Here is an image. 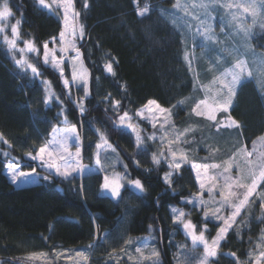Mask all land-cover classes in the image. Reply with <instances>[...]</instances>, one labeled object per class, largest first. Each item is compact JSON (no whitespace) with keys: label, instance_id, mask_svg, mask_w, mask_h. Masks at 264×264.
<instances>
[{"label":"trees","instance_id":"16d2710c","mask_svg":"<svg viewBox=\"0 0 264 264\" xmlns=\"http://www.w3.org/2000/svg\"><path fill=\"white\" fill-rule=\"evenodd\" d=\"M73 2L84 29L78 49L90 75L83 115L73 103L83 96L82 87H72L69 98L59 73L42 61L44 43L57 39L63 30L60 14L41 8L36 0H9L12 19L22 21L21 40H30L39 49L29 57L41 75L20 69L0 42V264H35L28 260L35 253L48 254L54 264V253L60 249L91 251L89 264H102V254L120 248L126 239L149 233L155 235L161 264H174L170 237L176 225L170 207L188 210L183 201L197 191L190 164L173 172L169 186L163 180L167 163H153L157 142L143 131V142L138 144L135 133L118 126L125 111L137 120L136 111L150 100L173 110L179 124L187 123L202 97L183 57V36L164 15L173 0ZM145 7L148 11L139 15ZM252 43L264 53V27L256 29ZM107 63H112L114 74L104 70ZM66 76L71 78L68 72ZM49 90L53 97L46 104ZM113 100L120 101L119 109L113 108ZM62 108L64 115H59ZM231 116L240 124L246 144L264 135V87L251 80L242 82ZM71 125L81 135L83 164L99 166L94 155L103 133L125 164L118 170L140 179L145 191L125 185L117 199L106 195L105 170L70 178L50 175L34 184L14 185L6 173L8 162L23 170L36 168L29 153L35 155L48 142L55 126ZM193 219L198 226L200 215ZM210 224L214 222L207 221ZM213 228L208 236L215 235ZM258 244H264V210L259 200L250 199L212 264H239L238 258L247 257Z\"/></svg>","mask_w":264,"mask_h":264},{"label":"rangeland","instance_id":"374dc122","mask_svg":"<svg viewBox=\"0 0 264 264\" xmlns=\"http://www.w3.org/2000/svg\"><path fill=\"white\" fill-rule=\"evenodd\" d=\"M202 2L208 4L207 9L201 8L199 6ZM252 2L253 0H173L172 3L173 5H171L169 8L164 9V15L167 16V18L171 21L172 25H174L181 32L183 36V44H184L183 57L185 59V56L187 54L188 59H185V61L194 74V77L196 79V84L197 86H199L198 88H200L202 91V97H200L201 99H205L206 95L210 96L213 93H215L216 89L219 86L212 84L213 79L219 76L221 72H223L225 69L231 68L237 59L244 60L248 66V70L251 71L252 73L251 77L245 76L242 82L251 80L255 83V85H257L258 88L261 89L264 87V53H261V51L258 50L255 47V45L252 43L254 34H256V29L258 30V28L264 27V7H261V0H255L258 13L256 17L253 18V16L251 15V9L247 13L243 11V8L249 6ZM36 3L41 8H44L42 5L39 4V0H36ZM46 3H51V0H46ZM177 3H179L181 7H177L176 6ZM228 5H231V7H228ZM73 6H74V2H73ZM44 9L49 11H57L61 16L62 25H63L62 9L56 8L55 6H53L54 10L47 8ZM233 15L237 17L236 20L232 19ZM15 21L16 20L15 19L13 20L12 17H10L7 21H0V26L5 27V31L3 33H0V42H3V44L6 45V47L7 44L4 42L3 38L5 35L11 38L10 26L11 24H14ZM201 21H203L204 23L201 24ZM76 23L80 25L78 19H76ZM238 25H243L244 28H247L248 29L247 34H245L244 31L239 30L237 27ZM207 26H211L210 34L214 37V39L212 40L205 39L204 28ZM78 40L80 39L78 38L76 41L77 48L79 43ZM22 41L23 40H21V37L19 36V40L17 41L18 48L24 47V41L23 42ZM48 46L49 49L56 48L57 57L61 56V53L59 52V48L61 46L59 36L57 37V39L55 38V40L52 39L51 41H49ZM9 52L14 62L17 59H20L21 55H23L24 58H26L29 61V63L33 64L30 61V57H29L31 53L25 51V53L21 54L19 51H13V50H9ZM41 53H42V61H43V48ZM74 55L75 53L71 51H69L65 55V61H64L65 76L67 72L70 73L71 75V65L69 58ZM80 59L82 60L84 67L87 69L82 59V55ZM47 66L54 69L50 63L47 64ZM18 67L22 70H30L29 68H27V66H24L23 68H21L20 66ZM54 70L59 73L58 69H54ZM69 79L71 81V78ZM49 83L44 85L51 86V84ZM72 87L75 86L72 85L70 87V90ZM208 88L212 90L210 93H206L205 91V89ZM235 97L233 99V104L235 101ZM141 110L144 111V115L146 117L149 116V113L145 110V106L138 111ZM169 110L171 113L169 117V124L165 125L164 130H161L160 123H157L156 128H153L149 120L141 119L139 116H137V120L131 119V123L139 125L140 134L141 132L144 131L147 137L152 136L154 132L156 133V139H150V140L157 142L155 154H159L161 152L164 153V157L161 158V161H165V163H167V160L170 159V155L168 153L169 147H172L173 150L179 149L180 152H178V154L182 153L183 155L187 156V162L185 163L190 164V167L192 169L191 173H193L197 191L193 193V195L184 199L183 201L186 203L188 200L194 201V203H187L188 210L175 206L170 207L172 220L174 215L172 212V208L181 209L186 213L185 219L191 220L192 223L196 225L197 232L204 229V226L205 224H207V221L214 222V225L211 224L210 225L214 227L213 229L216 235L218 228L222 225V221L215 220V218L212 217L211 215H209L207 220L204 219V211L209 209H205L204 205H201L198 202L200 198V189L197 183L195 170H193L192 168V164H198V165L204 163L220 164L221 169L210 170V173L220 172L223 169L225 161H228L231 158H235L236 162L239 164L240 170H238L237 167L234 165L231 171V175L233 177H236L238 175L244 176L245 178L241 182L245 184H250L251 177L248 176V169L251 167L258 174L259 171L258 165L260 163V160L264 159V157L261 156V153H264V142H262L260 139L261 137H264V135L257 137L254 141H252L250 145H248L244 142V139H242L240 127L239 128H236L235 126H233L232 128L220 127L218 129L216 126L213 125V122L208 121L204 117L196 116L192 111L189 113L190 115L188 119L189 122L179 124L178 121H176L174 118L173 110L171 109ZM223 115L224 114H220V116H218V120ZM71 126H57L56 129L62 130L66 127H71ZM76 129L80 137V146H81V135L77 127ZM165 132L167 133V135H165ZM177 133H184L183 136L180 137L179 141H176L174 139ZM61 137H62V131H53V134L50 136V139L46 144H50V142L53 141H58ZM161 137H163V141L161 140ZM169 141H172V143L169 144ZM68 145L70 151L75 153L76 150L75 136H72L68 140ZM55 146L56 145H53V147ZM239 149H246L248 152L252 153V156L247 157V159H245L244 157L237 155ZM97 151L98 150L96 149L94 155L96 163H97ZM99 160L100 163L99 164L97 163L99 166L94 167L91 165L83 164L82 153L78 161L75 158H71L69 160V163H71L73 166L79 163V165L82 166V170L80 172H73L68 177L57 175L54 169L45 170V168L41 166L40 161L32 160L37 165L35 168L36 172L29 176L18 178L16 183L17 184L20 183V185L26 186L37 183V181L39 182L40 179L45 180L44 179L45 176H47L48 179H50V175L63 177V178H70L76 175L85 176L86 174L97 172L98 170H105L106 172L105 177H108L109 181H111V179L116 174H120L122 177H125V179L121 180L123 186L127 185L128 187H132L128 183V180L131 179L130 176H128L127 173L118 170V168H121V166L125 167L124 166L125 164L123 160H121L119 155H117V152L112 145L111 148H103L99 150ZM248 161H252V164L250 165ZM59 163L61 164V170L63 171L64 170L63 162H59ZM20 170L27 171L28 173H31L32 171V169L23 170L21 167ZM9 177L11 178L10 174ZM39 177L40 179H38ZM219 183H223V181L220 180ZM132 188L135 189L134 187ZM103 190L106 193V195L108 194L112 196L109 190H106L104 188ZM135 190L138 191L137 189ZM236 191L238 193H242L245 190L236 189ZM112 198L117 199L118 197L112 196ZM202 198L206 201H209L210 208L212 209L220 206L218 203L215 202V201H219L220 199L218 189L215 192V201L209 200V194L207 193V191L203 193ZM250 199H253L255 201L259 200L261 204L264 203V182H261L258 185L256 192H254L253 196L249 198V201ZM262 208L264 210V207ZM244 209H242L241 212H243ZM230 212L231 209L228 207H225L221 210V214L224 216L229 215ZM195 214H199L201 218V222L198 226L196 223H194L193 218ZM174 224L176 225V228L173 230L172 235L170 237V242L173 243V248L175 250V254L173 258L174 264H200V259L203 256V246L202 245L194 246L192 244L190 237H187L184 234L182 225L178 223H174ZM211 226L207 225V230L205 231V236L209 241H211V239L215 237V235L208 236V231L211 230ZM222 243L223 241H221V245ZM144 244H147V246L143 247L142 253H137L135 249L138 246ZM221 245L220 248L218 249V254L222 247ZM153 249H155V251L159 253L158 257H151L150 259H145L146 257L151 256V252ZM81 251L84 252V254L87 256V260H84L82 257H78L76 255L77 252H81ZM261 251H264V244H258L256 249L250 252L247 255V257L243 259L238 258V263L255 264V256L259 255ZM92 256L93 255L91 251H87L83 249L78 251L75 249L73 250L60 249L55 251L53 257L55 258V260H57L54 264H57L58 261L61 262L59 264H89V262H91ZM49 257L50 256L48 254L35 253V254H30L28 256V260L34 262L35 264L36 263L50 264L52 262ZM99 258L102 260L101 261L103 262L102 264H153V262H155V264H161L162 262V257L158 249L155 235L153 233H149L141 237H131L129 239H126V241L120 248L111 249L107 254H102L101 257ZM216 258L217 257L211 258L210 264H212V261ZM262 264H264V262H262Z\"/></svg>","mask_w":264,"mask_h":264},{"label":"snow or ice","instance_id":"6c2138e0","mask_svg":"<svg viewBox=\"0 0 264 264\" xmlns=\"http://www.w3.org/2000/svg\"><path fill=\"white\" fill-rule=\"evenodd\" d=\"M39 4L44 8L53 9V6L56 8H60L63 11V30L60 32L59 40H60V48L59 52L61 53L60 57L56 55V48L49 49L48 42H45L43 45V62L45 65L51 64L54 69L59 70V75L62 78L63 87L67 90L69 98H71L70 87L74 85L77 88L82 87L83 96L79 98L78 101H73V103L78 108L81 115L86 111L84 101L90 95L89 90V73L87 69L84 67L82 60L80 59L81 53L77 48L76 41L77 39H82L84 36L83 26H80L76 23V19L79 16L78 12L74 11L73 0H51V3H46V0H39ZM87 7V3L84 5ZM177 7H181L179 3L176 5ZM201 8L207 9L208 4L201 3L199 5ZM231 7V5H228ZM239 7V6H237ZM261 7H264V0H261ZM251 9V15L253 18L256 17L258 13L257 5L255 0L247 6L243 8L245 13L249 12ZM54 10V9H53ZM148 11L147 7L139 10L138 14L143 16ZM13 16V12L9 6V0H0V21H7L10 17ZM233 20H236L237 17L233 15ZM21 20H16L14 24H11V38L8 36H4V42L7 44L9 50L19 51L21 54L25 53V51L29 53H38L39 49L36 45L28 40L24 41V47L18 48L17 41L19 40V25L21 24ZM204 22L201 21V24ZM239 30H242L247 34L248 29L244 28L243 25L237 26ZM5 31V27L0 26V33ZM211 26H207L204 28L205 39L212 40L214 37L210 34ZM55 40V38H54ZM74 52L75 55L70 57V65H71V81L64 75V61L65 55L69 52ZM185 59H188L186 54ZM15 63L23 68L27 66L33 73L34 77L40 76L41 73L38 71V68L33 64L29 63V61L21 55L20 59H17ZM104 70L107 73H113V65L112 63H107L104 65ZM251 77L252 73L248 70V66L246 62L242 59H237L236 62L232 65L231 68L225 69L221 74L215 77L212 81L213 85H218L219 87L216 89L215 93L212 95H206L205 99L199 100L195 103V106L192 108V112L198 117H204L208 121L213 122V125L218 129L220 127L224 128H232L235 126L239 128L240 125L238 122L231 116V108L233 105V99L236 95V91L238 86L242 83L243 78ZM45 84H48V81H44ZM206 93H210L212 90L210 88L205 89ZM53 97V93L49 90L45 97V103H49ZM59 100V97H56ZM107 99V98H106ZM63 104V102H60ZM114 109H119L120 101L113 100L111 101ZM145 110L149 113V116L144 115V111H138L136 113L141 119H147L151 122L152 127L156 128L157 123H160L161 130L165 129V125L169 124V117L171 115L169 109H165L161 107L156 101L150 100L147 105H145ZM220 114H224L218 120V116ZM59 115H64L63 108ZM131 117L129 113L125 111L123 115L118 117V126L127 127L133 133L136 134L137 143L140 144L143 142V137L139 131V125L131 123ZM65 123H67V116L64 117ZM162 121V122H161ZM54 131H62V137L58 141L50 142V144H46L44 146L39 147L38 151L35 155L29 153V157L33 161H40L41 166L46 167L48 169H54L56 174L63 177L70 176L73 172H80L82 170V166L79 163L73 166L69 163L71 158H75L77 161L81 156V147H80V137L77 132L76 126L72 125L71 127H66L62 130L54 129ZM187 131V130H185ZM184 133H177L174 137L176 141H179L180 137L183 136ZM165 135L167 133L165 132ZM75 136L76 139V150L75 153L71 152L68 145V140ZM2 139V137H0ZM148 139H156V133L154 132L152 136L148 137ZM262 142H264V137L260 138ZM100 142L96 144L97 151V163H100L99 160V150L103 148H111V145L108 143L106 136L103 133L99 135ZM163 141V137H161ZM7 143V141H5ZM172 141H169L171 144ZM53 145H56L53 147ZM179 149L173 150L172 147L168 148V153L170 155V159L167 160L169 171L164 173L163 180L169 186L171 185V177L174 171L179 170L182 165L187 162V156L183 155ZM237 155L244 157L252 156L251 152H248L246 149H239ZM261 156L264 157V153H261ZM164 157V153L161 152L159 154H153V163L159 165L161 163V158ZM47 158V159H46ZM59 162H63L64 170H61V164ZM251 165L252 161H248ZM236 166L238 170L239 164L236 162L235 158H231L228 161L224 162V166L222 171L220 172H212L210 170H218L221 169L220 164H192L193 170H195L197 183L200 189V198L198 202L201 205H204V219L207 220L209 215L215 218L217 221H222V225L218 228V231L209 241L205 236V231L207 230V225L205 224L204 229L197 232L196 225L192 223L191 220H186V213L177 208H172L173 212V221L174 223H178L182 225V229L184 234L187 237H190L192 244L194 246L202 245L203 246V256L200 259V264H210L211 258L217 257L218 249L220 248L221 241H223L229 231L232 228L233 224L236 223V218L241 214L242 209L249 203V198L253 196V193L256 192L258 185L261 182H264V159L260 160L258 165L259 171L258 174L251 167L248 169V176L251 177V183L245 184L241 181L245 178L244 176H236L233 177L231 175V171L233 166ZM7 169L11 175L12 181L15 183L18 178L26 177L36 172L35 168H32L31 173L24 172L20 170V165L9 161L7 164ZM242 171V170H241ZM45 180L48 179L47 176L44 177ZM125 179L120 174H116L111 181H109L108 177H105V182L103 188L109 190L113 197H119L121 194V188L123 184L121 180ZM222 180L223 183H219ZM128 183L130 186L134 187L140 192L145 191L144 184L140 179H129ZM219 190V201H215V192ZM236 189H244L242 193H238ZM207 191L209 194V200L215 201L220 206L214 209L210 208L209 201L204 200L203 193ZM242 196V198H241ZM187 203H194L193 200H188ZM225 207L231 209L229 215L224 216L221 214V210ZM262 207H264V203H262ZM147 244L138 246L135 251L137 253H142L143 247H146ZM76 255L78 257H82L84 260H87V256L84 252H77ZM159 253L152 250L151 256L146 257L145 259H150L151 257H158ZM234 256L235 253H232ZM264 262V251H261L259 255L255 256V264H262ZM155 264V262H153Z\"/></svg>","mask_w":264,"mask_h":264},{"label":"crops","instance_id":"0c3cea01","mask_svg":"<svg viewBox=\"0 0 264 264\" xmlns=\"http://www.w3.org/2000/svg\"><path fill=\"white\" fill-rule=\"evenodd\" d=\"M57 128V126H55V128L54 129H56ZM54 129H53V131H54ZM53 131H52V133H51V135L53 134ZM38 161V160H37ZM45 168V170L46 169H48V168H46V167H44ZM22 171V170H21ZM24 172H27V171H24ZM6 173H7V175H8V177H9V170L7 169V167H6ZM51 173V172H50ZM41 177V176H40ZM40 177L38 178V179H40ZM9 179L11 180V182L14 184V185H16V186H24V185H20V183H14L13 181H12V179L9 177ZM42 179H40L39 181H41ZM38 182V181H37Z\"/></svg>","mask_w":264,"mask_h":264}]
</instances>
